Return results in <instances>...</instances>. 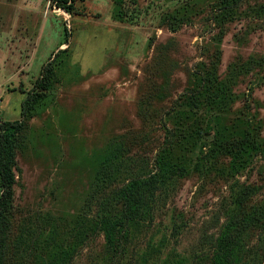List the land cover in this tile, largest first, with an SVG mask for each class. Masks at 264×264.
I'll use <instances>...</instances> for the list:
<instances>
[{
    "label": "rangeland",
    "instance_id": "rangeland-1",
    "mask_svg": "<svg viewBox=\"0 0 264 264\" xmlns=\"http://www.w3.org/2000/svg\"><path fill=\"white\" fill-rule=\"evenodd\" d=\"M22 119L0 264H264V0H0Z\"/></svg>",
    "mask_w": 264,
    "mask_h": 264
},
{
    "label": "trees",
    "instance_id": "trees-1",
    "mask_svg": "<svg viewBox=\"0 0 264 264\" xmlns=\"http://www.w3.org/2000/svg\"><path fill=\"white\" fill-rule=\"evenodd\" d=\"M75 0H53L54 5L71 12L74 8ZM53 59L46 62L41 70L40 76L35 80L32 90L21 103V116H25L28 109L39 100L44 91L47 90L53 70ZM22 120L3 121L0 122V227L11 210L14 193L13 186L15 184L14 165V139L10 135V131H17L22 127ZM162 170L165 169L162 167ZM230 233L224 234L221 238L222 243H226Z\"/></svg>",
    "mask_w": 264,
    "mask_h": 264
}]
</instances>
